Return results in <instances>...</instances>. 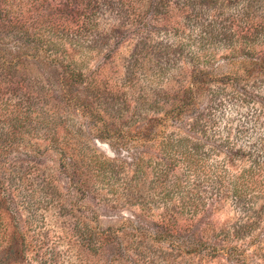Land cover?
I'll return each mask as SVG.
<instances>
[{
  "label": "rangeland",
  "instance_id": "374dc122",
  "mask_svg": "<svg viewBox=\"0 0 264 264\" xmlns=\"http://www.w3.org/2000/svg\"><path fill=\"white\" fill-rule=\"evenodd\" d=\"M160 2L167 5L157 14ZM50 25L54 35L44 31ZM99 32L113 37L102 53L88 49ZM34 34L64 42L62 57L83 66L96 93L89 98L79 86L64 94L50 55L28 53ZM255 34L258 41L250 40ZM182 44L183 56L174 55ZM244 48L264 58V0H0V264L235 263L189 245L173 249L190 240L242 247L249 264H264L254 254L258 241L224 238L240 212L223 187L194 216L129 199L150 192L160 139L175 128L203 140L204 151L221 150L227 138L235 150L264 159V84L239 87L249 96H227ZM196 68L218 79H204L209 90L197 97L198 110L182 111L178 123L172 108L184 105ZM213 90L222 93L219 101ZM196 119L210 132H190ZM222 151L207 160L214 185L236 171H223ZM104 160L127 164L108 177L99 171ZM138 166L147 171L136 173ZM158 228L178 239L158 237Z\"/></svg>",
  "mask_w": 264,
  "mask_h": 264
},
{
  "label": "trees",
  "instance_id": "16d2710c",
  "mask_svg": "<svg viewBox=\"0 0 264 264\" xmlns=\"http://www.w3.org/2000/svg\"><path fill=\"white\" fill-rule=\"evenodd\" d=\"M166 5V2H160V4L155 7L156 13L158 14L161 12L160 7L163 8ZM49 7L50 4H48L47 8L49 9ZM56 30L54 26L50 25V27L46 28L44 31H53L50 34L54 35V33H57ZM116 33L121 34L120 32H115L113 34ZM50 36L51 35L46 37V40L42 36L34 34L32 40L29 41L30 43L28 42L26 44L28 53H30L29 50L32 51L33 49L37 54H39V51H43L50 55V58L55 62L54 66L57 67L52 68L57 78L55 82L64 87V90H62L64 94L70 93L73 87L80 86V91L82 93L89 98L93 96L96 93L94 92V85L89 83L88 78L82 72L83 66L78 62H69L66 57H62L65 48L64 42L49 40ZM96 36V39L93 40V44L88 46V49L102 53V51L108 47L113 37L111 33L102 34L101 32ZM242 38L247 40L248 36ZM80 39L82 38L74 36L71 41L75 40L77 45L85 47L83 44L84 42H81ZM249 39L258 41L259 35L255 34L254 37H250ZM85 42L92 43V41L89 40ZM183 53L184 48L182 44L178 47L176 53L174 52L173 54H178L179 57H182ZM239 55L238 57H241L239 60L243 61L244 67L242 72L228 75L232 77L235 83V89L229 90L227 93L228 99L230 98V100L240 98L244 94L249 96L248 93L245 91L244 93L240 90L239 87L242 85L243 87L249 85L256 89L259 83L264 84V58L257 56L256 52L250 48H244L239 51ZM47 57L49 58V56ZM193 58H196V55H192L191 60ZM161 69L168 70L167 66H161ZM162 72L159 70L160 74H163ZM194 73L195 78H193L191 85L184 90L183 96L179 100L180 102H184V105L181 107L176 105L175 108H172V113H176H173V116L174 118L176 117L178 123H183L185 121V117L181 115L182 111H184L185 114H189L193 110H198V106L195 103L197 97L202 96L203 93L209 90L207 87L209 83L204 79L206 77L218 79V77L213 75L214 73L212 71L203 68H196ZM248 91H250V89ZM212 93L216 95L214 102L219 101V96L222 93L215 90H213ZM249 93L251 94L250 97H255V95H257L253 92ZM258 97L259 96H257V98ZM84 107L86 109H91V106L88 104ZM210 110H214V108L210 106ZM181 129L185 130L184 128H175L172 133H165L164 136L161 137L159 147L162 160L157 159V161L152 164L151 174L154 175V179L149 182L150 192L148 190V193L145 195L142 193L135 196L130 194V198L128 196L129 199L135 198L130 204L141 206V208L144 209L166 208L168 211H171L174 207H178L182 215L194 216L200 212L202 207L207 206L216 193L220 195L221 188L223 187V189H227L225 192L230 194L229 196L240 212L239 218L230 225V228L224 231V238L239 241L252 239L255 243L258 241L257 245L261 246L258 247L257 252L254 254L255 257L264 262V237H262V233H260V229L264 226V159L260 156L261 154L257 152L243 153L241 149L235 150L236 147L230 146L232 144L227 138H222V143L218 144L221 150L215 148L211 150L212 152H207V150L204 151L206 145L202 144L203 140L200 138H192L188 135L189 133L186 134V130L184 132ZM189 131H194L196 136H198L199 132L205 134L208 131L210 132V129L205 128V125H201L199 119H196L193 122V126L190 124ZM151 133V130H146L143 136L148 138ZM134 134L135 136L132 135V137L141 135L140 132ZM225 150L227 155L225 156L223 171L231 173L230 167L235 168L236 171L232 176L224 174L225 180L220 179L221 181H219L216 179L215 183L217 184L214 185L213 182L211 183L210 181L211 176L206 174L207 160L210 155L220 153L221 151L224 152ZM100 159L101 157H98V160ZM237 160L245 161L247 165L240 166ZM117 164L118 163H115L114 160H104L99 166V171L103 176L109 174L108 177H114L124 169V165L127 163L121 162L120 165ZM136 168L139 170L136 171V173L140 175V171H147H143L139 166ZM217 195H215V197H218ZM139 222L141 221L139 220L138 223ZM138 229L140 228L138 227ZM156 231L158 232V237L163 239H178L175 238V236L173 237L166 229L158 228ZM190 241L193 242L191 244L186 242L184 246L176 242V244H173V249L175 248L182 252L185 247H187L186 245H189L188 247L198 254H202L205 250H208L206 253L221 254L229 260L234 261V264H249L250 256L247 255V251L242 249V247L233 249L225 246L219 248L216 244L208 241ZM254 254L252 258H255Z\"/></svg>",
  "mask_w": 264,
  "mask_h": 264
}]
</instances>
